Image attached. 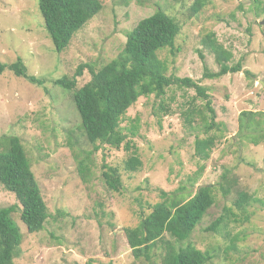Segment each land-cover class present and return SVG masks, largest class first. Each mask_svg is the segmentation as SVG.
Segmentation results:
<instances>
[{
    "label": "rangeland",
    "instance_id": "1",
    "mask_svg": "<svg viewBox=\"0 0 264 264\" xmlns=\"http://www.w3.org/2000/svg\"><path fill=\"white\" fill-rule=\"evenodd\" d=\"M194 0H101V11L73 36L61 52L44 27L37 0H0V61L11 63L20 57L28 74L43 81L30 83L8 69L0 74V151H7L6 138L18 136L50 216L41 231L30 233L20 220V205L13 193L0 184V208L15 205L11 219L21 235L14 264H161L164 241L191 243L210 249L206 264H264V138L258 145L247 142L238 127L242 110L264 113V0H206L193 14ZM158 8L176 19L181 30L174 43L157 51L166 75L189 77L208 88L215 110V145L207 160L194 154V140L204 137L200 115L188 124L185 110L195 96L192 88L169 86L160 98L141 96L120 122L123 132L137 147L142 166L126 171L129 153L122 147L101 146L91 155L90 178L82 181L77 158L92 150L80 129V119L71 90L53 80L72 76L76 67L88 63L94 69L115 58L123 49L126 34ZM214 33L217 42L241 60L243 71L218 78L204 72L219 69L213 53L202 39ZM84 69L77 78L81 87L90 79ZM46 89V90H45ZM168 113L157 116L159 103ZM204 100L194 101L202 110ZM138 119L135 136L128 128ZM264 128V114L256 117ZM119 169L122 186L109 190L101 179V164ZM204 167L203 172H197ZM224 167L237 184L227 196L217 187ZM214 185V203L190 237L176 242L168 234L157 241L149 260L135 258L124 229L139 221V211L174 194L188 199L201 185ZM239 191L257 199L243 212L233 201ZM224 206L236 214L217 232L205 228L222 213Z\"/></svg>",
    "mask_w": 264,
    "mask_h": 264
},
{
    "label": "trees",
    "instance_id": "2",
    "mask_svg": "<svg viewBox=\"0 0 264 264\" xmlns=\"http://www.w3.org/2000/svg\"><path fill=\"white\" fill-rule=\"evenodd\" d=\"M207 3L206 0H194L191 6L193 14L198 13ZM38 9L44 19V27L53 43L56 52L63 51L73 36L102 9L101 0H37ZM181 30L180 23L158 8L153 14L141 19L137 25L127 32L123 49L118 55L94 69L88 63L79 64L73 75L62 76L53 80L55 85L64 90H71L73 102L80 119V129L92 145V150L77 158V170L82 181L90 178L91 155L101 146L122 147L129 153L123 162V168L135 172L142 166L137 153V147L123 132L120 122L127 109L141 96L154 95L160 98L171 85L192 88L195 96L191 106L184 112L185 121L193 123L194 116L200 115L202 132L205 136L194 140V154L201 160H207L215 145L217 135L211 133L220 124L215 121L216 113L211 106L208 88L200 85L189 77L166 75L165 64L159 59L157 51L168 48L174 53V43ZM203 44L213 53L219 69L215 72H204L206 78H218L228 73L243 71L241 60L233 62V54L221 43L217 42L214 33L206 34ZM8 69L15 76L23 77L30 83L42 85L43 81L28 74L27 67L20 57L11 63L0 61V74ZM88 69L90 79L81 87L76 88L77 78ZM46 90V89H45ZM204 100V108L208 119L202 110L196 109L194 101ZM168 113V108L161 102L156 107L159 116ZM260 111L242 110L238 114V127L241 136L247 142L258 145L264 138V128L257 116ZM138 119L128 128L129 135L135 136L138 129ZM7 151H0V184L14 194L20 205V220L30 233L41 231L46 219L50 216L39 189L37 180L31 170L28 157L18 136L6 138ZM204 167L198 170L200 175ZM230 170L224 167L217 183L223 196H227L237 184V179L230 175ZM101 179L107 189L118 191L122 186L119 169L106 163L101 164ZM214 185L205 184L197 188L188 199H182L176 194L171 199L161 190V200L148 205V212L139 211V221L136 225L125 227L124 233L131 253L135 258L145 257L149 260L150 252L164 234L173 237L175 241L184 242L200 223L204 214L214 203ZM257 199L245 191H239L233 201L234 207L243 212L245 208ZM15 205L0 208V264H14L13 259L21 242L18 228L11 219ZM236 221V214L230 207L224 206L222 213L206 228V231L217 232L229 221ZM165 251L161 264H206L213 253L210 249L201 250L191 243L175 244L164 241Z\"/></svg>",
    "mask_w": 264,
    "mask_h": 264
}]
</instances>
